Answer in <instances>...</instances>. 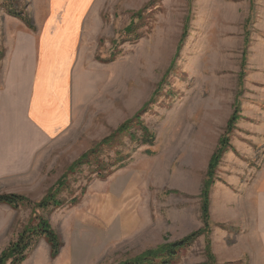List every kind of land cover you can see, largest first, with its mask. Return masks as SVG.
<instances>
[{
  "label": "rangeland",
  "instance_id": "1",
  "mask_svg": "<svg viewBox=\"0 0 264 264\" xmlns=\"http://www.w3.org/2000/svg\"><path fill=\"white\" fill-rule=\"evenodd\" d=\"M43 2L0 0V31L7 6L33 25ZM82 32L86 59L105 64L102 84L33 170L0 187L28 200L17 208L0 204L11 221L1 249L38 216L57 234L59 253L51 258L38 238L21 264H124L203 229L208 162L238 107L209 188V226L173 263L209 264L207 240L220 252L222 230L230 241L245 226L247 184L264 149V0H90ZM138 112L151 145L139 142L142 130L132 120L129 132L101 148L103 176L96 164L83 165L68 175L60 207L34 206L71 162ZM222 190L234 204L220 225V207L213 202L210 214V204Z\"/></svg>",
  "mask_w": 264,
  "mask_h": 264
},
{
  "label": "crops",
  "instance_id": "2",
  "mask_svg": "<svg viewBox=\"0 0 264 264\" xmlns=\"http://www.w3.org/2000/svg\"><path fill=\"white\" fill-rule=\"evenodd\" d=\"M89 3L43 2V13L33 20V30L17 17L4 19L0 31V187L33 170L40 155L69 129L76 112L102 84L105 64L85 57L82 28ZM259 160L247 184L245 226L230 241L222 230L220 252L214 249L216 264H264V149ZM213 202L220 207L216 222L223 225L229 220L226 207L234 204V197L227 190L219 196L212 194L210 214ZM5 207L0 205V238L8 233L11 222ZM237 217H230L231 221Z\"/></svg>",
  "mask_w": 264,
  "mask_h": 264
},
{
  "label": "trees",
  "instance_id": "3",
  "mask_svg": "<svg viewBox=\"0 0 264 264\" xmlns=\"http://www.w3.org/2000/svg\"><path fill=\"white\" fill-rule=\"evenodd\" d=\"M7 11L9 15L15 16L20 19L28 27V29H34L29 18L21 15L18 12H15L10 6H7ZM184 34L185 32H183V36ZM140 112L135 114L132 119L120 124L112 136L103 138L93 148L85 151L80 157L71 162L70 165H68V167L66 168L65 172L61 175V177L56 180V182L48 189L43 198L38 203L34 204V206L36 208L43 209L49 207H60L63 204V201L58 197V195L67 187L68 175L78 171L83 165L96 164L95 169L98 170V176H103L105 167L103 165V162L98 157L99 153H101L102 151L101 148L111 144L113 138L118 134L129 132L131 126L133 125H129L132 120H136L135 124L136 126H138L136 128L142 130V135L140 136L139 142L151 145L153 142V136L148 134L146 127L142 125L139 126V124H141L139 121ZM237 112L238 107H235L226 123L225 132L220 136L218 144L208 162L206 177L204 179L203 188L200 193V214L203 223V229L193 231L177 241L164 243L154 249L144 251L137 256L128 259L124 262V264H173L177 259L180 251L190 246L196 240V238L202 234L203 230L208 228L209 188L212 183V178L218 162L228 146V135L233 127V124L238 118ZM131 137H135L134 133ZM73 200L75 201V199ZM24 202H28V200L21 194L0 193V204H5L12 208H17L21 203ZM38 238L45 239V241L49 245L50 257L55 258L59 253L61 242L57 234L49 225L47 219L38 216L35 220V223H29L24 226L22 230L17 234V236L13 240L9 241L5 248L0 251V264H21L26 259L27 252ZM206 253L209 264H214L215 256L210 249L209 240H207L206 242Z\"/></svg>",
  "mask_w": 264,
  "mask_h": 264
}]
</instances>
